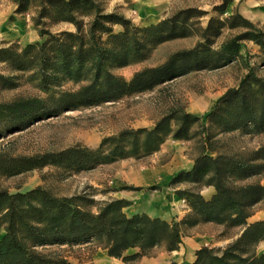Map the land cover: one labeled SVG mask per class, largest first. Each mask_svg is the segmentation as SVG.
Listing matches in <instances>:
<instances>
[{
  "label": "rangeland",
  "instance_id": "rangeland-1",
  "mask_svg": "<svg viewBox=\"0 0 264 264\" xmlns=\"http://www.w3.org/2000/svg\"><path fill=\"white\" fill-rule=\"evenodd\" d=\"M93 1L95 7L72 2L68 10L58 0H0V49L12 52L10 57L0 60V189L16 194L41 187L53 196H84L88 201L83 204L93 213L106 202L117 199L119 191L148 192L152 187L139 186L132 176L141 169L164 163L170 153L158 150L148 156L129 155L88 168L62 165L55 161V156L72 147L95 151L107 137L118 136L127 129H151L165 115L182 110L200 120L193 124L188 139L169 137L167 140H177L187 146L194 160L204 152L213 157H249L264 145V134L249 133L244 128L229 130L225 124L226 107L220 106L211 115L219 99L239 88L250 72L264 80V50L258 44L242 39L238 55L230 56L223 51L226 44L247 31L243 22L231 19L235 12L264 30V0ZM97 12L111 14L114 19L125 17L132 23L128 38L120 40L130 47L127 64L120 66L122 58L115 60L114 57L108 62L109 69L127 81L145 69L165 66L178 52L196 49L197 60L172 63L170 78L117 101L57 113L39 112L37 116H26L23 107L15 111L3 106L38 97L50 100L46 105L51 107L53 97L63 91L77 90L81 83L56 77L54 53L39 54L31 50L24 53V49L29 44H43L48 36H41L42 31L54 35L75 32V24L63 20V15L87 24ZM175 17L180 23L174 32L150 30L152 25ZM110 25L114 33L124 31L119 24ZM36 156L46 158L34 168H28L29 164L22 161ZM178 174L170 183L178 188L177 192L201 194L206 187V179L174 183ZM259 180L254 178L243 183ZM183 196L182 200L190 206L187 195ZM260 210H264V202L254 207V214ZM214 225L212 232L217 244L212 248L220 250L234 243L245 230V226ZM99 248H104L103 242L92 240L83 246L47 245L37 249L53 260L66 259V264H76L69 263L66 257L87 258L88 252ZM161 249H167L166 244L153 248L150 255ZM251 250L263 253L264 240Z\"/></svg>",
  "mask_w": 264,
  "mask_h": 264
},
{
  "label": "trees",
  "instance_id": "trees-1",
  "mask_svg": "<svg viewBox=\"0 0 264 264\" xmlns=\"http://www.w3.org/2000/svg\"><path fill=\"white\" fill-rule=\"evenodd\" d=\"M72 2L95 7L93 0H58L59 5L68 10ZM63 18L75 24V32L64 31L54 35L50 31H42L41 36L46 34L48 39L43 44H29L24 53L30 50L39 54L54 53L56 77L81 83L79 88L53 97L51 107L46 105L50 100L38 97L16 100L3 106L15 111L23 107L26 116H37L39 112L57 113L64 109L117 101L126 95L151 89L170 78L172 63L197 60L194 55L196 49L178 52L165 66L145 69L127 81L114 74L108 62L114 57L115 60L122 58L120 66L127 64L130 47L121 41L128 38L133 29L129 19H114L111 14L101 15L99 12L87 24L73 16L63 15ZM231 19L243 22L247 31L226 44L223 47L225 53L238 55L242 39L252 40L264 50V30L239 12H235ZM179 23L175 17L152 25L150 30L174 32ZM110 24H119L124 31L114 33ZM11 55L10 49H0V60ZM218 103L211 115L217 113L220 106L226 107L228 120L225 124L229 130L244 128L249 133L264 134L262 78L250 72L239 88L231 90ZM199 120L184 110L172 112L151 129L124 130L118 136L105 138L95 151L72 147L56 155L55 161L88 168L98 162L111 163L129 155L148 156L158 151L169 137L188 139L193 124ZM43 158L46 157L22 158V161L29 164L28 168H34ZM254 178L260 180L243 183ZM203 179H206V186L215 187V194L207 200L199 193L179 191L180 197L187 195L191 207V214L180 222L151 217L146 213L129 217L123 210L126 201L119 199L106 202L97 213H93L83 204L88 201L84 196H53L41 187L16 194L0 189V264H66V259L53 260L37 248L47 245L80 246L92 240L102 241L109 256L131 264L149 256L153 248L163 243L169 251L177 249L182 242L181 226L191 227L200 222L245 226V230L223 250L202 247L197 251L195 264H264V252L257 254L251 250L264 240V220L248 223L254 207L264 202V145L249 157H213L204 152L196 158L194 168L179 173L174 183ZM135 248L139 250L126 254Z\"/></svg>",
  "mask_w": 264,
  "mask_h": 264
},
{
  "label": "crops",
  "instance_id": "crops-1",
  "mask_svg": "<svg viewBox=\"0 0 264 264\" xmlns=\"http://www.w3.org/2000/svg\"><path fill=\"white\" fill-rule=\"evenodd\" d=\"M159 153H170L169 158L162 164L153 165L141 169L132 178H136L141 187H152L148 192L142 193L119 191L117 199L126 201L124 212L129 216L146 213L151 217H160L167 221L180 222L191 211L179 196L177 189L170 186L173 178L183 171H191L195 160L190 156L187 146H182L177 140L164 142ZM216 190L214 186H206L201 194L207 200L211 199ZM256 220H264V210L257 211L249 219L248 223ZM215 223L200 222L188 228L181 226L182 242L175 250L161 249L156 254L144 256L131 264H195L197 251L204 246L210 248L217 244V238L212 229ZM83 246V245H80ZM84 250V249H83ZM139 249H131L126 254H132ZM87 258L75 256L66 257L68 262L76 264H125L122 259L109 256L105 248H99L87 253Z\"/></svg>",
  "mask_w": 264,
  "mask_h": 264
}]
</instances>
